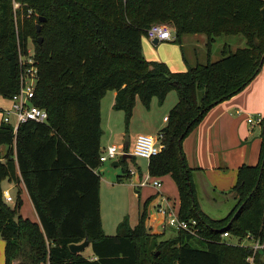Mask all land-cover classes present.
<instances>
[{"label": "trees", "instance_id": "trees-1", "mask_svg": "<svg viewBox=\"0 0 264 264\" xmlns=\"http://www.w3.org/2000/svg\"><path fill=\"white\" fill-rule=\"evenodd\" d=\"M263 8L264 0H0V95L9 100L18 92V49L26 50L32 40L39 69L33 102L49 114L47 123L27 122L16 133L0 123L5 264H249L252 250L222 236L264 242V121L258 164L239 168L229 192L236 205L222 220L201 210L182 145L212 108L242 92L261 72ZM154 24L169 25L180 46L184 36L205 35L206 63L190 64L183 47L185 73L147 61L141 42ZM223 36H241L246 46L233 51L224 45L221 58L212 61V47ZM173 91L178 102L160 132L165 149L149 160L148 173L172 177L179 217L197 220L202 239L182 231L166 240L151 234L145 226L148 202L134 228L126 217L117 235H106L101 177L94 173L102 165L101 101L115 92L114 107L129 121L137 98L149 108L154 98L164 104ZM119 163L131 178L129 165L136 158ZM5 180L24 183L39 222L19 214L20 199L13 208L5 202ZM86 240L91 256L71 252L70 245ZM262 256L257 260L264 264Z\"/></svg>", "mask_w": 264, "mask_h": 264}, {"label": "rangeland", "instance_id": "rangeland-1", "mask_svg": "<svg viewBox=\"0 0 264 264\" xmlns=\"http://www.w3.org/2000/svg\"><path fill=\"white\" fill-rule=\"evenodd\" d=\"M17 8L18 6L15 5V9ZM37 25H39V22ZM16 37L15 41L17 39V43L19 44L18 28H16ZM224 45H229L232 50L235 51L239 48H244L246 43L245 39L241 36H223L218 38L213 46V61H217L221 58L220 53ZM141 46L142 54L147 61L164 63L173 73H185L188 71V66L183 60L179 43L169 41L160 42L158 45H154L153 42L148 39L146 35H144ZM28 47L34 48L32 40H29ZM189 50L190 48L185 49L187 56L190 54ZM197 61L198 62L192 61V65L195 66L198 63H206V60L201 57H199ZM174 69L178 71H175ZM111 94L112 93H109L102 101L101 127L104 132L102 137V147L107 149L114 145H124L128 137L131 143L129 149L130 151H132V145L138 135H148V133H153L154 136L158 135L156 131L160 127L163 128V119L166 115H168V110L172 109V107L176 104L178 98L177 93L173 91L167 96L164 104H160L157 98H154L149 108H147L142 103L140 98H137L133 108L132 117L128 121L124 111L117 110L114 106L112 107ZM9 105V100L0 95V109L7 108ZM184 141L182 145L183 154L185 156L186 165L188 168H190L191 161L189 162L186 147H184ZM245 144V147L241 150L228 149L227 151L223 149V146L215 145L211 150V154L215 160L219 162L221 161V158L227 157L231 160L232 158H236L238 155H242V157L244 156L243 162L240 164L239 168L243 165L256 166L259 161L258 159L261 144L259 126L255 127L253 134H249ZM191 159L194 165H197L196 163L201 165V169L192 171L196 199L201 210L213 220H222L226 218L236 205V202L233 199L227 197L228 191L226 192L224 188L228 186L223 183L226 177H231V169L228 168V170L227 168H224L223 170H219V167L215 169V171H220L222 173V178H225L219 182L220 179H218L217 176L212 173L214 170L211 168V164L209 162L210 160L196 159L194 156ZM148 163L149 161L145 159H137V165L141 166V172L143 175L148 173ZM129 166L131 167L134 165L130 164ZM99 173L101 176L100 217L102 228L104 229L105 234L107 233V235L115 236L117 235L118 226L124 220V218L127 217L129 220L131 219L133 223L138 221L139 214L144 209L146 198H148L152 193H155L156 196L157 191L152 187H145L140 191L141 199L139 200V192L133 185V183L136 182L137 177H133L132 179L126 178L123 167L120 166L114 168L112 167L111 161L103 163L99 168ZM159 180L162 181V188H164L168 197L170 198L169 206L174 207L176 211H179L180 201L176 183L171 176L163 179L159 178ZM202 183L205 184V188L203 187ZM9 187L10 183L7 180L2 182L3 190L8 189ZM205 189L207 190L208 194L206 193ZM211 192L213 193L211 194ZM12 194L15 196V202L8 205L13 208L16 205L18 198L16 195V190H12ZM156 209L153 207V210H150L149 212L156 216ZM19 214L23 218L31 220L34 219L33 208L25 201L21 204ZM146 215L145 223L147 222L148 217L147 212ZM164 230L168 239L175 238V230ZM237 239L238 238L232 236L228 240L231 244H235ZM1 243H3L2 239H0V261L4 262V252L1 247ZM245 244L249 245L251 242L247 240L245 241ZM85 256H88V252L85 253Z\"/></svg>", "mask_w": 264, "mask_h": 264}, {"label": "crops", "instance_id": "crops-1", "mask_svg": "<svg viewBox=\"0 0 264 264\" xmlns=\"http://www.w3.org/2000/svg\"><path fill=\"white\" fill-rule=\"evenodd\" d=\"M173 36L175 38L174 30H173ZM168 42V41H166ZM207 37L202 34H197V35H187L182 38L181 46L184 49L190 48L189 56L186 55L188 58L190 64H192V61L198 62L197 59L199 57L203 58L204 60L207 61ZM214 46V45H213ZM222 51V50H221ZM221 54V53H220ZM213 47H212V53H211V60L213 61ZM184 60V59H183ZM185 62V61H184ZM187 65V64H186ZM175 71H178L174 69ZM182 70V69H181ZM112 93L111 95V101H112V107L115 104V99H116V93L115 92H108L106 96ZM105 96V97H106ZM105 97L102 99V101L105 99ZM178 97V96H177ZM167 99V98H166ZM102 101H101V111H102ZM166 101V100H165ZM153 102V100H152ZM178 102V98H177ZM176 102V104H177ZM175 104V105H176ZM174 105V106H175ZM173 106V107H174ZM172 107V109H173ZM168 110V115L170 111ZM166 115L163 119V128L167 124V121H165V118H168ZM261 117L264 119V65L259 73V75L239 94L236 96L232 97L231 99L224 101L218 105H216L214 108H212L208 114L205 116L203 121L198 125V127L187 137V139L184 141V147H186L187 155L189 157V162L191 161L190 168L192 170H199L201 169V165L193 164L192 157H196V159H204V160H210L211 168H213V172L218 179L224 180L225 178H222V173L220 171H215L217 167H219V170H223L224 168H230L231 169V177H226L224 180V184H226L228 187H225L224 190L227 193V197L235 199L229 194L230 190L233 188V186L237 182V174L239 170L240 164L243 162V157L242 155L232 158L231 160L226 158H221V161H216L215 158L211 154V150L213 146L215 145H221L223 146V149L227 151L228 149L230 150H238V149H243L245 147V142L249 136V134L254 133V129L256 126L250 125L248 123V118L249 117ZM102 120V118H101ZM102 124V121H101ZM260 127V126H259ZM102 128V127H101ZM163 128H159L156 132L159 134ZM104 133V132H103ZM156 134V135H157ZM149 136H154L153 133H148ZM103 137V136H102ZM260 139H261V144H260V150L262 146V127H260ZM186 143V145H185ZM134 144V143H133ZM101 146H102V140H101ZM126 146V142H125ZM131 143L129 141V148L130 149ZM133 147V145H132ZM105 148L102 147V151ZM1 150H4V148H1ZM260 154V153H259ZM259 160V159H258ZM253 164V163H252ZM131 165L134 166H129V168H136L140 170L141 172V166L137 165V159L136 163H132ZM142 165V164H141ZM136 166V167H135ZM229 170V169H228ZM95 174H99V169L94 171ZM101 177V176H100ZM170 177V175H167L166 178ZM138 181V178L136 182ZM9 182V181H8ZM134 182V183H136ZM10 187L6 190H8L11 194V196L14 199L15 202V196L12 194V190H16V195L17 198L20 199L22 202H27L29 205L32 206L33 208V215L34 219H30L33 222H39L38 215L35 211V208L33 206L31 197L24 185L23 182L21 183H13L9 182ZM162 183V181H161ZM203 187L205 188V184H203ZM163 187V186H162ZM143 189V188H142ZM142 189H137L138 193V199H141L140 191ZM155 189V188H154ZM156 190V189H155ZM157 195L155 196V193H152L148 198H146V202H148V207L147 211L149 212L150 210L156 209L155 207L157 205H166L164 202V199L168 201L170 198L168 197L166 191L164 188L161 190V197L158 195V190ZM206 193L208 194L207 190L205 189ZM137 193V192H136ZM213 192H211L212 194ZM179 195V194H178ZM209 196V195H208ZM99 200H101V183H100V189H99ZM236 202V201H235ZM156 219V221H155ZM131 220V219H130ZM129 220V221H130ZM161 219L159 216H155L151 214L150 220H149V225L153 226V234H158L162 235L163 238L162 240L168 239L166 232L164 228L160 225ZM138 224V221L136 223H133V221H130V225L132 228H134ZM104 230V229H103ZM107 235V233H106ZM3 243H1V247L4 252V262L0 261V264H5V242L2 240ZM88 252V256H91V249L87 248L85 250V253ZM84 253V255H85Z\"/></svg>", "mask_w": 264, "mask_h": 264}, {"label": "built area", "instance_id": "built-area-1", "mask_svg": "<svg viewBox=\"0 0 264 264\" xmlns=\"http://www.w3.org/2000/svg\"><path fill=\"white\" fill-rule=\"evenodd\" d=\"M173 29L167 24H154L146 31V36L152 42L158 40L159 42L174 41ZM19 63H20V80L19 90L16 94L9 99L10 105L7 108L0 109L1 122L9 125L13 128L16 133L19 127L27 122H35L39 124H45L48 122L49 114L45 109L39 108L34 105V98L37 83L39 80V69L38 62L35 59V48L27 47L26 50L19 46ZM168 121V118H165ZM264 119L261 117H249L248 123L253 126L262 127ZM163 136L159 133L157 136L149 135H138L134 141L132 151L126 149L125 144L121 146H111L104 149L101 152L100 162L101 164L108 161L115 162L119 161L126 154L131 155L132 158L145 159L149 161L152 157L158 156L164 149L165 144L162 141ZM131 179L137 177L138 181L133 183L136 189H142L145 187H152L158 190V195L161 197L162 183L159 178L152 177L149 173L146 175L140 174V170L136 168H130ZM3 197L6 203H14V199L8 190H3ZM166 205L156 206V216H159L161 221L160 225L164 229H172L176 232L182 231L193 238L202 239L198 222L195 219L182 220L179 217V211H176L174 207H170L167 200L164 199ZM148 212L147 222L145 223L146 228L151 234H153V226L149 225L151 217ZM156 221V219H155ZM232 236L229 233H224L222 238L227 239V243L231 244L228 239ZM250 241L251 244H245V241ZM236 246L248 247L252 250V254L247 258L249 264H262L257 260L260 252L264 253V242L261 240L251 239L250 236L243 241L237 239ZM262 259V258H261Z\"/></svg>", "mask_w": 264, "mask_h": 264}, {"label": "water", "instance_id": "water-1", "mask_svg": "<svg viewBox=\"0 0 264 264\" xmlns=\"http://www.w3.org/2000/svg\"><path fill=\"white\" fill-rule=\"evenodd\" d=\"M261 14H262V17H263V20H264V8L261 10ZM45 19L44 18H40V21L39 22H42L44 21ZM41 30V24L39 23V25H37V32L39 33ZM42 38L39 39V43L41 44L42 43ZM160 42L158 40H155L153 41V44L154 45H158ZM129 148V138L127 137L126 139V149ZM131 155L129 154H126L124 157H123V160H126V159H131ZM112 167L114 168H117V167H120V163L119 161H115V162H112ZM90 246V242L89 241H84L83 243L81 244H72L70 245V250L72 253L74 254H81L82 252H84L88 247ZM263 252H260V254H262ZM263 262H264V256H262V259H261Z\"/></svg>", "mask_w": 264, "mask_h": 264}]
</instances>
